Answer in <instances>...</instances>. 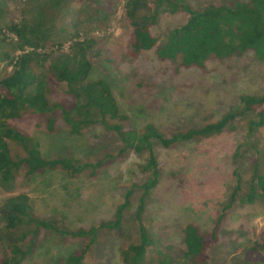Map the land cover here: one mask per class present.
Instances as JSON below:
<instances>
[{
  "label": "rangeland",
  "instance_id": "rangeland-1",
  "mask_svg": "<svg viewBox=\"0 0 264 264\" xmlns=\"http://www.w3.org/2000/svg\"><path fill=\"white\" fill-rule=\"evenodd\" d=\"M223 1L190 0L189 3L194 10H200ZM50 2L56 4V9L49 11L56 19V35L52 41L57 38L62 45L69 41L63 46V52L75 41L94 40L93 50L98 54L92 59L89 78L108 82L120 112L127 118L121 123L126 130L141 132L152 124L169 137L217 122L241 96L264 94V63L257 61L252 52L212 60L206 64L204 72L191 69L175 73L168 64L158 61L153 51L137 60L126 56L130 28L122 14L124 0ZM26 3L27 0H0L5 23L18 22ZM80 7L84 12L78 15ZM90 17H94V21ZM102 17H106L103 24ZM187 19L184 12L162 14L152 33L159 43H164L169 32L184 25ZM80 20L84 22L81 26L78 25ZM7 39L12 36L0 25V79L10 73L9 60L14 56ZM48 53H52V57L60 54L56 49H49ZM45 66L47 68L48 64ZM50 97L54 101L71 102L65 95L64 84L54 82ZM250 119L237 121L232 132L180 144L172 150L154 145L161 180L146 206L143 225L155 236L157 244L148 253L146 264H157L164 256L171 257L175 264H189L183 259L184 227L193 224L208 233L228 203L237 177L241 190L233 207L222 218L218 241L208 251L209 264H254L242 260L237 252L248 239L264 231V199L254 205L240 201L249 187L253 167L264 175V127L252 139L246 138ZM59 120L57 118L53 134L47 131L40 116H26L12 125L37 139L46 159L74 158L81 163L104 162L103 166L94 176L88 170L75 177L60 169L30 178L20 173L12 193L6 194L0 189V206L9 195L24 194L36 217L54 221L72 231L88 230L112 221L116 208L123 203L125 191L145 180L138 171L144 155L122 150L117 136L100 125L75 136ZM135 203L136 199H132L124 210L121 230H100L97 242L85 259L86 264H123L122 250L138 237V225L132 220ZM27 245L28 241L20 244L22 249ZM81 246L80 239H62L41 230L32 253L21 264H62Z\"/></svg>",
  "mask_w": 264,
  "mask_h": 264
},
{
  "label": "trees",
  "instance_id": "trees-1",
  "mask_svg": "<svg viewBox=\"0 0 264 264\" xmlns=\"http://www.w3.org/2000/svg\"><path fill=\"white\" fill-rule=\"evenodd\" d=\"M50 1L27 0L26 9L21 12L22 18L18 22L11 20L5 23V13L0 8V25L12 36L7 41L14 50V56L9 60L11 71L0 79V189L6 194L12 193L20 173L30 178L60 169L75 177L88 170L94 176L104 164L81 163L74 158H44L39 141L12 125L26 116H40L50 134L55 132L57 118L75 136L89 127L100 125L117 136L122 150L144 155L138 171L145 176V180L125 191L123 203L116 208L112 221L88 230L72 231L54 221L39 219L32 212L28 196L9 195L0 206V264H21L32 253L41 230L62 239L82 240L81 249L69 255L62 264H86L85 259L97 242L100 230H121L123 212L132 199H136L132 220L138 225V237L135 243L122 250L120 260L123 264H146L148 253L157 244L155 236L143 225L146 206L161 180L154 145L172 150L180 144L232 132L237 121L247 117L251 119L245 134L246 138L252 139L264 127V94L241 96L239 102L217 122L176 132L169 137L152 124L146 125L141 132L126 130L121 123L127 118L120 112L108 82L89 78L92 59L98 54L93 50L94 40L75 41L65 52L63 46L69 41H64L63 45L57 38L52 41L53 35H56V19L49 11L56 9V4ZM189 1L124 0L122 14L130 28L126 56L137 60L144 53L153 51L157 60L168 64L175 73L191 69L204 72L206 64L212 60H225L245 52H252L257 61L264 63V0H224L221 4L200 10H194ZM83 12L80 7L77 14ZM178 12L188 15L186 23L172 29L166 41L159 43L152 33L153 27L162 14ZM94 17L90 20L94 21ZM105 20L106 17H102L101 24ZM83 23L80 20L78 25ZM49 49L59 50L60 54L52 57V53L47 54ZM54 82L65 85V95L70 97V103L54 101L50 97V87ZM240 188L237 177L228 203L219 212L208 233H203L193 224L184 227V262L209 264L208 251L217 243L222 218L233 207ZM262 199L264 175L253 167L249 187L240 201L245 205H254ZM24 241H28V245L22 249L20 244ZM237 252L246 262L264 264V231L248 239L238 247ZM173 262L171 257L164 256L157 264L176 263Z\"/></svg>",
  "mask_w": 264,
  "mask_h": 264
}]
</instances>
